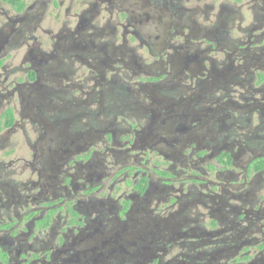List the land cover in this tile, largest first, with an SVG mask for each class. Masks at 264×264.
<instances>
[{
  "label": "flooded vegetation",
  "instance_id": "obj_1",
  "mask_svg": "<svg viewBox=\"0 0 264 264\" xmlns=\"http://www.w3.org/2000/svg\"><path fill=\"white\" fill-rule=\"evenodd\" d=\"M0 264H264V0H0Z\"/></svg>",
  "mask_w": 264,
  "mask_h": 264
}]
</instances>
